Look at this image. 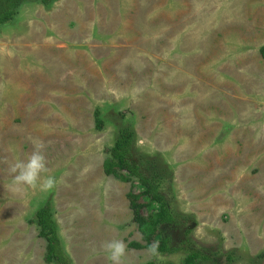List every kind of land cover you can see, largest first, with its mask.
I'll use <instances>...</instances> for the list:
<instances>
[{
  "label": "rangeland",
  "instance_id": "obj_1",
  "mask_svg": "<svg viewBox=\"0 0 264 264\" xmlns=\"http://www.w3.org/2000/svg\"><path fill=\"white\" fill-rule=\"evenodd\" d=\"M74 1L80 14L27 2L0 27V264H47L31 222L48 201L73 264H110L112 239L125 264H182L129 247L145 246L132 185L103 170L129 127L136 160H156L175 215L190 219L173 244L191 241L207 264H264V0ZM34 141L60 182L13 193L11 165Z\"/></svg>",
  "mask_w": 264,
  "mask_h": 264
},
{
  "label": "trees",
  "instance_id": "obj_2",
  "mask_svg": "<svg viewBox=\"0 0 264 264\" xmlns=\"http://www.w3.org/2000/svg\"><path fill=\"white\" fill-rule=\"evenodd\" d=\"M58 1L0 0V27L14 22L19 10L27 2L38 4L50 10ZM261 52L264 57V48ZM95 120L97 130L102 131L104 122L98 110L95 113ZM136 139V132L132 128L121 129L114 145L107 149L108 158L103 164L106 176L132 185L128 200L133 213V223L138 225L145 246L139 243H131L129 247L138 251L148 250L149 245L157 241L159 242V253L163 256L184 254L185 258L182 264L211 263V257H208L203 252L204 250L195 248L191 241L182 242L176 246L173 244L169 237L170 230L178 229L182 223L187 224L190 219L175 215L168 196L163 193L166 188L164 183L167 177L165 173L159 172L156 167L153 168L156 160L143 162V157L136 160L134 154ZM31 224L39 228L40 238L47 241L45 257L47 264H73L71 258L64 252L52 201H48L45 206L37 211ZM189 233L187 232V234ZM229 260L231 261L232 258Z\"/></svg>",
  "mask_w": 264,
  "mask_h": 264
},
{
  "label": "clouds",
  "instance_id": "obj_3",
  "mask_svg": "<svg viewBox=\"0 0 264 264\" xmlns=\"http://www.w3.org/2000/svg\"><path fill=\"white\" fill-rule=\"evenodd\" d=\"M35 151L25 160H19L11 165L12 180L8 190L13 193H23L27 189H38L41 192H50L55 190L60 182L55 176L44 175L49 170L47 162L43 155L42 142H35ZM103 250L110 264H125L126 244L122 239H112L106 241ZM148 252L152 256L159 255V242L154 241L148 247Z\"/></svg>",
  "mask_w": 264,
  "mask_h": 264
},
{
  "label": "crops",
  "instance_id": "obj_4",
  "mask_svg": "<svg viewBox=\"0 0 264 264\" xmlns=\"http://www.w3.org/2000/svg\"><path fill=\"white\" fill-rule=\"evenodd\" d=\"M86 1V0H85ZM58 4V3H57ZM67 6V7H70L69 9H75L74 10V13H75V11H77L78 12V14H80V12H79V8H77L78 7V4L74 1V0H64V2H63V5H62V7H64V6ZM92 6L94 7V5H93V3H92ZM92 8V7H91ZM197 189H198V187H197ZM202 191V190H201ZM195 194H193V195H191V197H197V195H198V193H197V190L194 192ZM203 194V193H202ZM205 198H207V201H208V205H211L212 203H217V202H219L220 200H222L223 199V195H215V196H212V195H210V196H207V195H205ZM222 202V201H221ZM220 202V203H221ZM201 211H203V210H201ZM204 213H205V211H203ZM204 216V215H203Z\"/></svg>",
  "mask_w": 264,
  "mask_h": 264
}]
</instances>
